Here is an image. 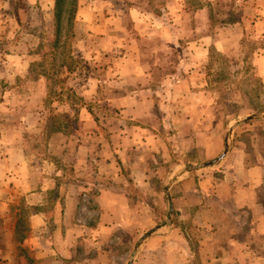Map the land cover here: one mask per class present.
Wrapping results in <instances>:
<instances>
[{
  "label": "crops",
  "instance_id": "0c3cea01",
  "mask_svg": "<svg viewBox=\"0 0 264 264\" xmlns=\"http://www.w3.org/2000/svg\"><path fill=\"white\" fill-rule=\"evenodd\" d=\"M100 1L79 0L76 16L90 25L99 14L96 28L120 50L112 81L90 78L80 90L85 100L102 95L97 120L84 109L87 132L52 134L38 156L0 143V200L12 191L33 210L24 243L35 264H86L85 250L96 258L88 264H116L128 240V264H264V149L239 141L247 126L239 120L219 140L217 100L204 79L212 48L224 53L249 28L263 35L264 1ZM253 63L264 88V49Z\"/></svg>",
  "mask_w": 264,
  "mask_h": 264
},
{
  "label": "rangeland",
  "instance_id": "374dc122",
  "mask_svg": "<svg viewBox=\"0 0 264 264\" xmlns=\"http://www.w3.org/2000/svg\"><path fill=\"white\" fill-rule=\"evenodd\" d=\"M54 1L0 0V143H22L30 156L44 153L52 135L50 131L59 125L63 129L67 123L65 116L78 120L76 127L68 130L70 134L87 132L81 120L88 115L81 111L87 109L94 121L97 120L95 115H99L100 111L97 103L102 100V95H86L85 100L80 90L90 78L112 81V56L120 52L117 48L111 50L108 40H104L101 33L104 30L96 28L100 26V15L95 11L87 17L90 25H85L84 21L76 24L79 0L73 28L61 26L59 37H56ZM86 3L97 7L101 1L85 0ZM224 6L216 8L218 15L220 12L225 15ZM67 9L68 3L63 7V10ZM260 11L264 17V9ZM238 15L233 12L231 19H238ZM61 18L64 19V14ZM189 20L190 17L186 19ZM132 29L129 22L128 33L134 35ZM262 31L264 29L259 32ZM180 34L192 36L189 30L180 31ZM254 34L256 32L249 28L237 45L232 47L229 44L224 53L214 48L209 53L204 79L208 91L217 100L215 115L220 126L219 140L226 132V125L235 126L238 120L261 115L249 114L251 111L247 106H264L263 83L256 77L253 63L256 50L264 49V33L259 36ZM153 47V51L161 49L156 44ZM146 48L143 46V50ZM67 68L72 70L68 72ZM196 113L192 112L190 117H196ZM201 115L204 118L208 111L202 110ZM95 126L91 128L94 133L98 130ZM186 129V134L191 133V125H186ZM38 130L40 133H37ZM236 134L247 150L253 144L255 148L264 149V122L261 125L253 122L238 128ZM220 150L223 148L219 146ZM4 192L7 193V190ZM2 195L0 189V197ZM9 199L0 200V264H35L39 256L32 251L33 246L24 243L30 232L28 222L33 210L24 200H18L12 191L9 192ZM121 248L123 252L120 258L117 257L120 260L115 263L128 264L134 245H130L128 240ZM80 255H83L82 261L86 264L96 259L88 250ZM106 258L110 261L114 259L111 254Z\"/></svg>",
  "mask_w": 264,
  "mask_h": 264
},
{
  "label": "trees",
  "instance_id": "16d2710c",
  "mask_svg": "<svg viewBox=\"0 0 264 264\" xmlns=\"http://www.w3.org/2000/svg\"><path fill=\"white\" fill-rule=\"evenodd\" d=\"M68 3V7L69 9H67L66 11L63 10L64 5ZM77 11V0H55L54 1V16H55V21H56V37H59V31H60V27H68L69 29L73 28V22L75 19V13ZM64 14V19L61 20L62 16ZM68 72H70L72 69L71 68H67ZM58 96V95H57ZM249 107L251 113L249 114H263L264 113V106H260V107H251V106H247ZM246 107V108H247ZM254 108V109H253ZM238 118V116L235 115V118ZM234 118V117H233ZM65 120H66V124L63 125V129L61 128V126H55L50 133L51 134H62L64 136H74L73 134H70L71 132H69L68 130H73L76 126L75 123L78 121L77 119H73L70 118L69 116H65ZM261 119H253L248 121L247 123H245V125L251 124L253 122H257ZM74 121V124H72V122ZM73 126V127H71ZM71 127V128H70Z\"/></svg>",
  "mask_w": 264,
  "mask_h": 264
},
{
  "label": "water",
  "instance_id": "95a60500",
  "mask_svg": "<svg viewBox=\"0 0 264 264\" xmlns=\"http://www.w3.org/2000/svg\"><path fill=\"white\" fill-rule=\"evenodd\" d=\"M259 116H263V114H261ZM255 117H257V116H250L247 119H245L244 121H240V123H244L245 121H248L249 119H252V118H255ZM226 152H227V149L225 148L223 154L215 162H218V161L222 160L224 158V156L226 155ZM215 162H213V163H215Z\"/></svg>",
  "mask_w": 264,
  "mask_h": 264
}]
</instances>
